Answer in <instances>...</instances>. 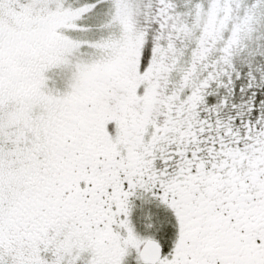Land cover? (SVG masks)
Instances as JSON below:
<instances>
[{
    "label": "rangeland",
    "instance_id": "obj_1",
    "mask_svg": "<svg viewBox=\"0 0 264 264\" xmlns=\"http://www.w3.org/2000/svg\"><path fill=\"white\" fill-rule=\"evenodd\" d=\"M182 2L0 0L5 33L59 23L51 53L21 49L0 73V236L11 219L32 235L0 239V264H147L148 239L157 264H264V128L227 141L225 120L206 124L209 73L183 92L203 60L216 77L236 51L264 55V20L252 7L223 27L210 1L192 55Z\"/></svg>",
    "mask_w": 264,
    "mask_h": 264
},
{
    "label": "trees",
    "instance_id": "obj_2",
    "mask_svg": "<svg viewBox=\"0 0 264 264\" xmlns=\"http://www.w3.org/2000/svg\"><path fill=\"white\" fill-rule=\"evenodd\" d=\"M210 1L213 2V0H185L186 5H183L182 2L178 6L179 10H175L176 12L183 13V16H185V24L183 23V25L187 26L189 32L186 38V53L193 55L194 47L198 39H202L203 34L199 30L201 21L205 18L204 16L207 13L211 14L210 10L212 5L209 4ZM257 5L259 6L257 7ZM252 7L259 9L258 14L264 20V0H224L223 5L221 4L219 7L221 9L220 12L223 13V27L225 26L224 22L231 21V23L235 24L243 22L245 13L248 12L247 8L253 9ZM172 12L174 11L171 10ZM152 19L155 22L156 18L154 16H152ZM144 24H146V19L142 15L140 27ZM154 31L158 36L159 30L155 23L153 26ZM161 32L162 36L166 34L164 28L160 30L159 34ZM224 32L226 31L218 33V39L212 42L213 52L210 50L212 55H220L222 51V54L224 53L223 46H227L228 44L227 34ZM146 34V37L148 35L152 37V30L149 29ZM145 51L147 53L144 54V59L148 56L150 51L149 47ZM249 54V51L246 49L236 51L237 57L235 58L234 55L232 64L229 66L231 68L227 67L228 64H224V66L218 69L220 74L216 77L213 74L216 71H211L212 62L207 61L210 66L207 67V70L205 68L207 63L203 60L202 63H199V65H196L190 71L193 72L191 82L183 90L185 95L194 93L197 91L196 88L202 82L203 78L209 73L206 89L199 91L202 98L198 100V115L201 119L205 118V123L208 125H212L216 117L217 119L225 120L228 123L227 126L230 128V131L224 134L225 140L227 141L235 139V134L240 135L243 139L246 129L255 130L258 127L260 129L264 128V55L253 57L252 55L249 56ZM236 126L239 127L237 132L233 128ZM242 144L239 145L242 146ZM198 188L200 190L202 189L200 186ZM203 195L205 194L203 193ZM223 195L221 198L225 199L226 194ZM203 199L207 200V198ZM217 201L214 200L218 213L220 209H223V201L220 202V199ZM223 211L220 210L221 213ZM251 221L252 219H249L248 222L251 223Z\"/></svg>",
    "mask_w": 264,
    "mask_h": 264
},
{
    "label": "flooded vegetation",
    "instance_id": "obj_3",
    "mask_svg": "<svg viewBox=\"0 0 264 264\" xmlns=\"http://www.w3.org/2000/svg\"><path fill=\"white\" fill-rule=\"evenodd\" d=\"M47 19L49 17L47 16ZM28 20L25 23V28L20 31L14 32H3L0 31V40L2 41V45L0 48V73L2 72V65L7 62L9 56L11 54L18 55L21 52V49H29L32 50L34 54L39 52L41 53H51L54 50V38L55 28L59 26L58 22H50L49 20ZM20 208H24L22 204H19ZM26 210L25 208L23 211ZM21 213L18 209L15 208V212H13L14 216H18ZM13 226L11 223L6 227V236L9 237L6 240L4 239L3 232L1 231L0 239H4L5 241H9V239L17 236L18 238L27 237L32 239V235H26L25 226H21V221L18 219L17 224L15 221L11 219ZM22 229V230H21ZM20 234H17L18 231ZM37 236V235H36Z\"/></svg>",
    "mask_w": 264,
    "mask_h": 264
},
{
    "label": "water",
    "instance_id": "obj_4",
    "mask_svg": "<svg viewBox=\"0 0 264 264\" xmlns=\"http://www.w3.org/2000/svg\"><path fill=\"white\" fill-rule=\"evenodd\" d=\"M163 246L155 239H148L142 245L139 256L147 264H157L163 256Z\"/></svg>",
    "mask_w": 264,
    "mask_h": 264
}]
</instances>
